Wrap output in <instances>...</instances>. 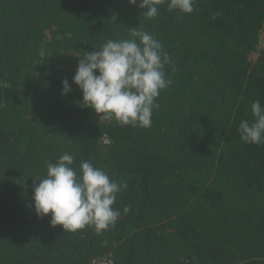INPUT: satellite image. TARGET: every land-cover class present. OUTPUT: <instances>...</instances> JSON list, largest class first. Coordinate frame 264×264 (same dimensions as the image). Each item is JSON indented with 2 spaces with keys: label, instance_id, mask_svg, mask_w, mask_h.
<instances>
[{
  "label": "trees",
  "instance_id": "trees-1",
  "mask_svg": "<svg viewBox=\"0 0 264 264\" xmlns=\"http://www.w3.org/2000/svg\"><path fill=\"white\" fill-rule=\"evenodd\" d=\"M169 2L0 0V264H264V143L239 132L264 106V0ZM131 27L170 57L147 128L100 121L73 83L76 56ZM65 153L127 183L114 226L64 232L28 207Z\"/></svg>",
  "mask_w": 264,
  "mask_h": 264
},
{
  "label": "clouds",
  "instance_id": "clouds-1",
  "mask_svg": "<svg viewBox=\"0 0 264 264\" xmlns=\"http://www.w3.org/2000/svg\"><path fill=\"white\" fill-rule=\"evenodd\" d=\"M164 0H129L143 9L145 18L158 15L157 4ZM198 0H170L168 10L191 14ZM132 39H109L100 50L85 52L73 76L83 94L81 105L92 109L99 120L115 118L122 126L147 128L160 91L172 81L165 78V64L170 57L152 35L131 27ZM139 41V42H138ZM98 73V74H97ZM62 94L71 92L67 79L62 81ZM255 120L241 121L240 139L245 143H264V106L252 103ZM74 156L63 154L55 164H49L47 176L34 181L32 200L28 205L40 218L51 214L50 224L62 226L64 232H75L88 225L97 232L114 226L120 211L113 208L117 193L127 183L110 180L108 174L90 161H81L79 173L73 167ZM130 208L125 206L124 213Z\"/></svg>",
  "mask_w": 264,
  "mask_h": 264
},
{
  "label": "built area",
  "instance_id": "built-area-1",
  "mask_svg": "<svg viewBox=\"0 0 264 264\" xmlns=\"http://www.w3.org/2000/svg\"><path fill=\"white\" fill-rule=\"evenodd\" d=\"M89 264H113V259L111 256L96 258L93 259Z\"/></svg>",
  "mask_w": 264,
  "mask_h": 264
},
{
  "label": "rangeland",
  "instance_id": "rangeland-1",
  "mask_svg": "<svg viewBox=\"0 0 264 264\" xmlns=\"http://www.w3.org/2000/svg\"><path fill=\"white\" fill-rule=\"evenodd\" d=\"M263 45H264V37L262 38V41H261V47H263ZM79 60H80V57L76 56V57H75V61H76V63H78Z\"/></svg>",
  "mask_w": 264,
  "mask_h": 264
}]
</instances>
